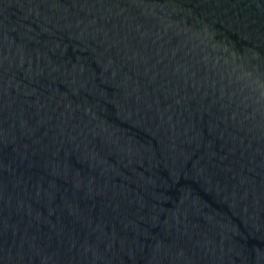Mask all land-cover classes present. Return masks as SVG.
<instances>
[{
    "label": "water",
    "instance_id": "95a60500",
    "mask_svg": "<svg viewBox=\"0 0 264 264\" xmlns=\"http://www.w3.org/2000/svg\"><path fill=\"white\" fill-rule=\"evenodd\" d=\"M0 264H264V0H0Z\"/></svg>",
    "mask_w": 264,
    "mask_h": 264
}]
</instances>
